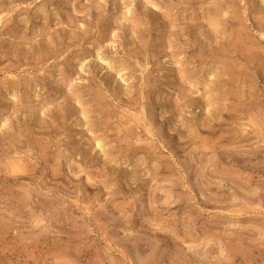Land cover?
I'll use <instances>...</instances> for the list:
<instances>
[{
	"label": "rangeland",
	"instance_id": "1",
	"mask_svg": "<svg viewBox=\"0 0 264 264\" xmlns=\"http://www.w3.org/2000/svg\"><path fill=\"white\" fill-rule=\"evenodd\" d=\"M0 264H264V0H0Z\"/></svg>",
	"mask_w": 264,
	"mask_h": 264
},
{
	"label": "bare ground",
	"instance_id": "2",
	"mask_svg": "<svg viewBox=\"0 0 264 264\" xmlns=\"http://www.w3.org/2000/svg\"><path fill=\"white\" fill-rule=\"evenodd\" d=\"M128 129H132V128H128ZM21 159V158H20ZM23 160V159H22ZM21 162H23V161H21ZM25 162V161H24ZM17 163V162H16ZM25 163H27V162H25ZM8 164H10V163H8ZM15 164V163H14ZM20 164V163H19ZM21 165V164H20ZM24 165V164H23ZM22 168V167H21ZM17 170V169H16ZM15 170V171H16ZM21 171V170H20ZM23 171V170H22ZM25 172V171H24ZM23 173V172H22ZM24 174V173H23ZM27 174V173H26ZM22 175V174H21Z\"/></svg>",
	"mask_w": 264,
	"mask_h": 264
}]
</instances>
